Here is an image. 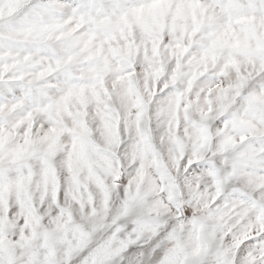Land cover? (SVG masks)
Returning a JSON list of instances; mask_svg holds the SVG:
<instances>
[{"label":"snow or ice","instance_id":"obj_1","mask_svg":"<svg viewBox=\"0 0 264 264\" xmlns=\"http://www.w3.org/2000/svg\"><path fill=\"white\" fill-rule=\"evenodd\" d=\"M0 264H264V0H0Z\"/></svg>","mask_w":264,"mask_h":264}]
</instances>
